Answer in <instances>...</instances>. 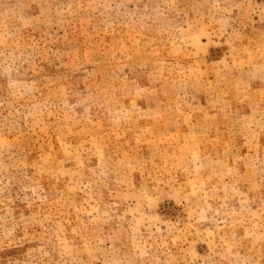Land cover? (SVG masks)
Here are the masks:
<instances>
[{
  "label": "rangeland",
  "instance_id": "obj_1",
  "mask_svg": "<svg viewBox=\"0 0 264 264\" xmlns=\"http://www.w3.org/2000/svg\"><path fill=\"white\" fill-rule=\"evenodd\" d=\"M0 264H264V0H0Z\"/></svg>",
  "mask_w": 264,
  "mask_h": 264
}]
</instances>
